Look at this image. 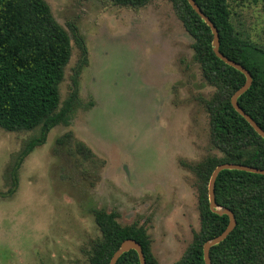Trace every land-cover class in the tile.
I'll return each instance as SVG.
<instances>
[{"label":"rangeland","instance_id":"374dc122","mask_svg":"<svg viewBox=\"0 0 264 264\" xmlns=\"http://www.w3.org/2000/svg\"><path fill=\"white\" fill-rule=\"evenodd\" d=\"M71 36L72 53L60 85L78 104L34 148L8 194L6 179L33 132L0 129V264H88L101 238L93 213L146 227L159 264H175L199 231L193 168L222 155L210 142L202 99L214 89L193 59L192 40L169 0L140 9L106 0H45ZM241 38L264 49V0L228 1Z\"/></svg>","mask_w":264,"mask_h":264},{"label":"trees","instance_id":"16d2710c","mask_svg":"<svg viewBox=\"0 0 264 264\" xmlns=\"http://www.w3.org/2000/svg\"><path fill=\"white\" fill-rule=\"evenodd\" d=\"M112 5L140 9L148 0H106ZM229 0H194L219 34V51L244 67L252 76L251 87L238 98L239 107L264 131V49L241 38L230 21ZM241 2L247 0H240ZM190 36L193 59L203 81L214 89L202 99L209 117V136L221 158H208L193 168L197 180L199 231L175 264H205L203 245L226 229L229 218L209 209L208 183L221 164H240L264 170V139L231 105V97L245 84V76L218 59L212 49L210 28L187 0H169ZM80 48L81 62L72 78L69 98L61 102L60 85L72 53L71 36L53 17L45 0H0V129L9 133L33 132L23 145L6 179L13 194L23 159L46 142L48 133L68 125L78 104V72L86 63V46L69 26ZM215 201L230 210L236 226L209 252L211 264H264V176L225 170L215 183ZM94 221L101 238L91 245L88 264H109L121 243L132 239L141 245L146 264H159L152 253L145 226L120 224L119 215L96 210ZM116 264H140L135 251L123 254Z\"/></svg>","mask_w":264,"mask_h":264},{"label":"water","instance_id":"95a60500","mask_svg":"<svg viewBox=\"0 0 264 264\" xmlns=\"http://www.w3.org/2000/svg\"><path fill=\"white\" fill-rule=\"evenodd\" d=\"M191 8L195 11V13L203 20V22L210 28L211 33L213 35V41H212V49L215 54V56L220 59L222 62H224L226 65L234 68L235 70L239 71L241 74L245 76V84L237 90L233 96L231 97V105L233 109L240 115L242 116L248 123L249 125L254 129V131L262 138L264 139V131L254 122L250 116H248L238 105V98L243 95L250 87L252 84V76L250 73L241 65L238 63H235L228 58H226L223 54L220 53L219 47H220V42H219V34L215 26L212 24V22L202 13L200 8L196 5L194 0H187ZM225 170H234V171H241V172H247V173H252V174H257L264 176V170L263 169H258V168H253L249 166H244L240 164H221L218 165L214 171L212 172L209 183H208V202H209V209L212 213L217 214L219 216L226 215L229 218L228 225L226 229L220 234L218 237L207 241L203 245V259L205 264H211L210 262V256L209 252L210 249L221 242H223L229 234L234 230L236 226V220L234 218L233 213L225 208H222L217 205L215 201V183L218 175L220 172L225 171ZM129 251H135L138 255L139 258V263L140 264H146L145 257L142 251V247L140 244H138L136 241L132 239L125 240L121 243L120 247L118 250L113 254L112 258L110 259L109 264H116L119 258L129 252Z\"/></svg>","mask_w":264,"mask_h":264}]
</instances>
